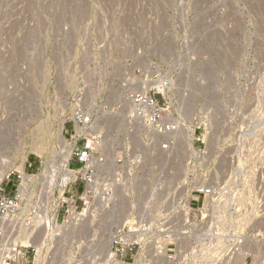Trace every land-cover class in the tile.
I'll return each mask as SVG.
<instances>
[{
    "label": "built area",
    "instance_id": "built-area-1",
    "mask_svg": "<svg viewBox=\"0 0 264 264\" xmlns=\"http://www.w3.org/2000/svg\"><path fill=\"white\" fill-rule=\"evenodd\" d=\"M144 70L75 67L55 152L26 158L21 171L3 174L0 164V264L253 260L239 234V98L228 115L231 143L213 150L184 118L174 82L141 81Z\"/></svg>",
    "mask_w": 264,
    "mask_h": 264
},
{
    "label": "rangeland",
    "instance_id": "rangeland-1",
    "mask_svg": "<svg viewBox=\"0 0 264 264\" xmlns=\"http://www.w3.org/2000/svg\"><path fill=\"white\" fill-rule=\"evenodd\" d=\"M123 62L145 66L141 81H173L184 118L213 150L231 143L239 98V234L253 256L244 264H264V0H0L2 173L51 157L56 136L42 143L41 129L49 121L55 134L68 112L75 67Z\"/></svg>",
    "mask_w": 264,
    "mask_h": 264
},
{
    "label": "bare ground",
    "instance_id": "bare-ground-1",
    "mask_svg": "<svg viewBox=\"0 0 264 264\" xmlns=\"http://www.w3.org/2000/svg\"><path fill=\"white\" fill-rule=\"evenodd\" d=\"M45 122V121H44ZM45 124V123H44ZM51 124V123H50ZM49 124V121H47V123L45 124V126H44V128L43 129H41L42 130V135H41V141H42V143H44V142H46V139L47 138H54V137H52V136H56V141L58 142V139H59V137H60V135H61V125L59 126V128L56 130L57 132L54 134V133H51V131L53 130H51V125ZM50 125V126H49ZM55 129V128H54ZM40 130V131H41ZM53 132V131H52ZM19 133V132H18ZM22 134L23 135H25V137H26V133H25V131H22ZM53 134V135H52ZM16 135H17V133H16ZM40 136V135H39ZM16 138V137H15ZM20 141V138L18 137L17 139H16V142H19ZM41 150H43L42 148H41ZM51 154L52 153H54L55 152V146H52V147H49V149H47ZM44 152H46V151H44ZM37 153L38 154H40V151L38 150L37 151ZM24 162H25V160H24ZM24 162H23V164H21L20 165V168H18V170H22L23 169V166H24Z\"/></svg>",
    "mask_w": 264,
    "mask_h": 264
}]
</instances>
